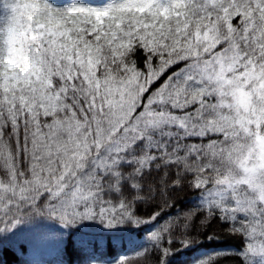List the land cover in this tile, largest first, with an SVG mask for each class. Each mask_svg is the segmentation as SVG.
Masks as SVG:
<instances>
[{
  "label": "snow or ice",
  "instance_id": "snow-or-ice-1",
  "mask_svg": "<svg viewBox=\"0 0 264 264\" xmlns=\"http://www.w3.org/2000/svg\"><path fill=\"white\" fill-rule=\"evenodd\" d=\"M214 225L188 264H264V0H0V252L170 264Z\"/></svg>",
  "mask_w": 264,
  "mask_h": 264
},
{
  "label": "trees",
  "instance_id": "trees-1",
  "mask_svg": "<svg viewBox=\"0 0 264 264\" xmlns=\"http://www.w3.org/2000/svg\"><path fill=\"white\" fill-rule=\"evenodd\" d=\"M103 2L104 0H95L96 4H101ZM191 196L192 193H182L181 199L188 200ZM178 207L183 208L184 207L183 203L179 204ZM145 210H146L145 207L141 206L138 214L142 215ZM192 226L200 231L205 230L200 226L199 220H194ZM214 228L218 239L202 240L200 242L199 248L190 247L187 249H179L177 252L172 253L170 258V264H188V262L193 257L199 256L202 251L208 249H221L229 246L232 243V240L224 235L222 226L214 225ZM121 238H122L121 251L123 254L131 255L133 251L142 248L147 243L143 231H126L121 234ZM17 260L18 257L10 249L0 252V264H17ZM151 260L152 258L149 257L148 264H151Z\"/></svg>",
  "mask_w": 264,
  "mask_h": 264
}]
</instances>
